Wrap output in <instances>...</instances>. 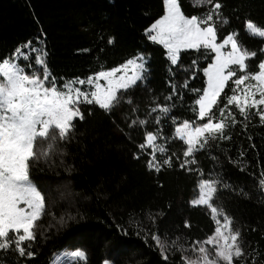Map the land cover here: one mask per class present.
Returning a JSON list of instances; mask_svg holds the SVG:
<instances>
[{
    "label": "trees",
    "instance_id": "16d2710c",
    "mask_svg": "<svg viewBox=\"0 0 264 264\" xmlns=\"http://www.w3.org/2000/svg\"><path fill=\"white\" fill-rule=\"evenodd\" d=\"M218 2L228 21L217 25L219 37L238 33L240 44L255 53L247 59L246 73H256L264 62V38L246 35L244 25L252 20L264 26V0ZM179 5L189 16L200 17L206 11L194 6L193 0H179ZM164 11V0H0V61L12 58L17 48L31 60L39 45L57 88L138 52L149 56L143 81L126 91L128 100L110 112L80 104L84 118L73 121L68 138L57 137L47 158L30 161V179L45 202L35 240L23 244L25 252L34 255L20 256L9 247L0 250V264H50L62 248L77 247L84 250L83 264H181V252L171 247L173 241L187 249L183 256L190 261L199 256L191 251L193 242H203L215 227L210 209L190 204L198 196L201 178L219 181L211 203L230 218L232 231L240 233L238 244L244 255L234 258L233 264H264V192L258 184L264 178V123L251 111L245 120L230 106L238 121L225 129L230 139L210 141L195 152L196 163L187 167L196 171L179 167L186 146L174 138L175 127L181 121H195L198 95L192 90L205 88L202 70L214 55L182 50L177 64L171 65L167 49L150 40L146 31ZM28 63L19 60L31 73L36 64L30 69ZM240 75L237 71L234 79ZM231 86L229 81L221 106L225 95L232 94ZM157 105L170 107L167 116L150 111ZM170 117L176 119L175 126ZM148 132L158 133L156 144L167 149L157 152L156 159L162 162L172 156V167L164 166L160 172L148 169L151 149L139 148ZM47 143L52 141L37 147L47 149ZM153 235L165 245L167 262Z\"/></svg>",
    "mask_w": 264,
    "mask_h": 264
},
{
    "label": "snow or ice",
    "instance_id": "6c2138e0",
    "mask_svg": "<svg viewBox=\"0 0 264 264\" xmlns=\"http://www.w3.org/2000/svg\"><path fill=\"white\" fill-rule=\"evenodd\" d=\"M164 5L165 15L157 19L146 31L150 40L167 49L170 64H177L178 55L182 50L196 51L201 55L209 53L214 55V62L202 70L206 76V87L203 90H192L198 95L193 106L195 121H181L179 126L175 127L174 138L186 146L182 153L185 159L180 162L179 167L192 172L196 170L187 166L196 163L195 152L204 149L210 141L230 139L225 136V129L238 123L236 113L230 106H235L245 120L249 118L251 111L252 115L264 123L262 110L264 62L259 63L256 73L247 74L246 60L255 56V53L242 49L237 43L238 33H231L224 37L222 42L217 43V25L223 26L228 23L222 18L220 12L222 5L218 0L217 2L193 0L194 6L206 9L200 17L195 15L186 17L181 11L179 0H164ZM244 28L246 35L264 38V26L247 20ZM108 43H113V39L110 38ZM29 46L30 42L23 47L26 50ZM225 46H230V51L222 52ZM20 59L29 61L30 69L32 64L40 65L42 77L35 71L31 76L25 72L19 64ZM192 70H196L195 61ZM146 71L144 57L138 56L107 72L65 82L58 89L55 78H50L43 58L33 57L30 60L21 48H17L12 58L0 61V81H3L0 83V250L13 247L20 256L34 255L31 251L26 253L23 244L35 240L36 222L42 217L45 202L43 194L30 179V161L47 158L57 137L61 140L68 138L74 129L73 121L84 118L79 108L80 104H95L100 109L110 112L120 103L118 92L127 91L138 81L142 82L143 73ZM237 71L241 72V75L234 79ZM118 73L120 75H117ZM250 79L254 83L246 84L245 82ZM101 80L104 81L103 84L100 83ZM229 81L232 82L230 88L232 94L225 95L221 106V94L224 93ZM81 86H91V90L88 88L82 90ZM187 86L185 81L183 87ZM167 99L170 100L171 96ZM213 109H216V112ZM150 111H159L167 116L170 107L157 105ZM170 119L175 126L176 119L174 117ZM132 123L136 124L137 121ZM139 123L143 125L147 121ZM156 123L159 124V117L156 118ZM157 138L158 133H146L145 143L139 145V148L142 151L146 148L151 149L148 153L150 158L147 167L149 170L160 172L164 166L172 167L173 157L167 156L162 162L156 159L157 152L164 154L167 151L165 147L155 143ZM49 141L52 143H47V149L37 147L38 143L44 144ZM189 157L192 158L188 159ZM176 159L179 160L180 157ZM199 175L203 176L202 170L199 171ZM218 183L219 181L211 178L198 180V196L191 200L190 204L210 209V218L215 227L213 234L206 240L194 241L191 251L198 254L204 264H212L205 247L208 245L213 249V259L221 261V264H233L234 258L239 259L244 253L238 244L240 233L232 231L230 218L222 209L218 210L211 203L217 192ZM258 184L260 190L264 192V178H261ZM60 223H65L63 218ZM185 226L190 225L185 222ZM123 231L126 233V230ZM152 239L161 249L162 259L167 262V256L163 252L165 245L160 237L153 235ZM171 247L181 252V264H192V261L183 256L187 249L178 246L176 241L172 242ZM66 255L76 261V264H83L85 254L82 251Z\"/></svg>",
    "mask_w": 264,
    "mask_h": 264
},
{
    "label": "rangeland",
    "instance_id": "374dc122",
    "mask_svg": "<svg viewBox=\"0 0 264 264\" xmlns=\"http://www.w3.org/2000/svg\"><path fill=\"white\" fill-rule=\"evenodd\" d=\"M181 8V7H180ZM181 11H182V9H181ZM183 12V11H182ZM183 14H184V12H183ZM165 15V11H164V13H163V15H161L159 18H161L162 16H164ZM186 17H191V16H189V15H186V14H184ZM159 18H157V19H159ZM156 19V20H157ZM155 20V21H156ZM154 21V22H155ZM153 22V23H154ZM152 23V24H153ZM151 24V25H152ZM150 25V26H151ZM150 26H149V28H150ZM148 28V29H149ZM231 33H234V32H231ZM231 33H228V34H226L225 36H223V37H219V33H218V31H217V37H218V39H217V43H220V42H222V39L224 38V37H226L227 35H229V34H231ZM237 43L242 47V49H246L244 46H242L241 44H240V42L238 41V39H237ZM36 49V54H37V56L36 57H39V58H43V55H42V49H41V46H39L38 45V47H36L35 48ZM247 50V49H246ZM222 52H228V51H230V46H225V48L224 49H222L221 50ZM248 51V50H247ZM249 52V51H248ZM250 53V52H249ZM138 56H143L144 57V61H145V68L148 70V60H149V56H148V54L147 53H145V52H138L137 54H135V55H133V56H131L130 58H128V59H126L125 61H122L121 63H119V64H117V65H115V66H112V67H109V68H103V69H100V70H98V71H96V72H94V73H91L89 76H87V77H90V76H95V74H97V73H99V72H107V71H109V70H111V69H114V68H117L118 66H120V65H123V64H125L128 60H131V59H135L136 57H138ZM8 59H10V58H8ZM139 62V61H138ZM212 62H214V57H213V60L211 61V62H209V63H212ZM246 65H247V60H246ZM208 66V65H207ZM206 66V67H207ZM40 65H38V64H36V66H35V68H34V70L33 71H35L37 74H39V75H41V77H42V75H43V73L40 71ZM205 67V68H206ZM26 72V71H25ZM147 72V71H146ZM146 72H144L143 73V76L145 77V74H146ZM30 76L32 75V72L31 73H28ZM129 74H131V72L129 71ZM117 75H120V73H118ZM87 77H84V78H79V79H86ZM3 81H0V83H2ZM139 82V81H138ZM137 82V83H138ZM100 83H104V81L103 80H101L100 81ZM46 86H50V84H46ZM82 87V90L84 89V88H88L89 90H91V86H81ZM206 87V86H205ZM59 89V88H58ZM118 96H120V103L116 106V107H119L120 106V104L122 103V101H125V100H128V97L126 96V91H120V92H118ZM257 99L259 98V96H257L256 97ZM203 121H201V123H202ZM179 126V125H178ZM193 126H195V124L193 125ZM156 143V142H155ZM203 179H205V178H203ZM32 181V180H31ZM33 182V181H32ZM33 184H34V182H33ZM35 185V184H34ZM36 186V185H35ZM36 188H37V186H36ZM38 189V188H37ZM197 198V197H196ZM195 198V199H196ZM21 207H23V205H21ZM213 234V233H212ZM211 234V235H212ZM210 235V236H211ZM206 240V239H205ZM205 247H206V249H207V255H208V258H209V260H212V264H221V261H219V260H215V259H213V257H214V252H213V249L210 247V246H208V245H205ZM82 251L83 253H84V250L81 248V247H77V248H62L61 250H59L58 252H56L55 254H54V256H53V258H52V261L50 262V264H73V262H74V260H72V258L70 257V256H67L66 254L67 253H72V252H75V251ZM85 254V253H84ZM190 261H192V264H204V261L202 260V259H200V257L198 256V257H194V258H191L190 259ZM105 262H107V264H109V262L108 261H104V263L103 264H105Z\"/></svg>",
    "mask_w": 264,
    "mask_h": 264
}]
</instances>
